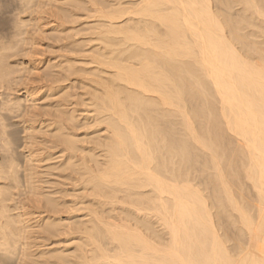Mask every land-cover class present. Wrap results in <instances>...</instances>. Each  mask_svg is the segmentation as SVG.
<instances>
[{"label":"bare ground","instance_id":"6f19581e","mask_svg":"<svg viewBox=\"0 0 264 264\" xmlns=\"http://www.w3.org/2000/svg\"><path fill=\"white\" fill-rule=\"evenodd\" d=\"M5 1L0 264H264V0Z\"/></svg>","mask_w":264,"mask_h":264},{"label":"rangeland","instance_id":"374dc122","mask_svg":"<svg viewBox=\"0 0 264 264\" xmlns=\"http://www.w3.org/2000/svg\"><path fill=\"white\" fill-rule=\"evenodd\" d=\"M0 2L2 3V0H0ZM4 2V1H3ZM6 3L5 4H9V3H11V1L9 0V1H5ZM0 3V5H2ZM14 3H11V4H9L10 6H9V8H7V9H5V11L6 10H9V9H11V11H8V12H6V14H4L6 17H8L9 18V22L7 23V21H5L4 19H3V23L0 21V29H4V28H10L11 27V23H14V20H16V18H14V17H16L14 14H16L17 12V10L14 8L15 6V4L13 5ZM236 8V7H235ZM234 8V9H235ZM16 10V11H15ZM13 11H15V13H13ZM234 11V10H233ZM232 11V12H233ZM10 15H9V14ZM13 13V14H12ZM2 16L3 18L5 17V16ZM11 16V17H10ZM5 17V18H6ZM47 18H48V16H46ZM1 18V17H0ZM1 20V19H0ZM10 20H12L13 22H11ZM6 23H7V25H6ZM60 23V18L59 17H57V19H53V20H49L48 22H47V25L45 26V28L47 29V34H44L43 36H40V38L39 39H37V43L35 44V46L33 47V49L34 50H31V46L30 45H28V47H26V48H28L27 49V51H30V52H26V49L25 50H22L23 49V47H22V49L21 50H18V52H20V51H23V53L22 52H20L19 53V55L18 56H20V55H22V54H24L25 55V57H17V56H15V57H17V58H15V57H13V59H12V55L11 54H7V56H8V63H9V65H8V68L10 67V69H15V72H17V73H19L18 71H17V69H16V67H18L19 65L18 64H20L21 65V62H20V60H24V64H26L27 63V60L29 59V58H31L32 57V59L31 60H34L35 62H37V66L39 67V73H40V76L42 77H40L41 78V81H40V79H38L39 81H37L36 82V80L34 81V82H32V85L30 86L32 89H34V90H36L37 92L36 93H38L37 95V98H38V103H42L43 105L42 106H46L47 108L49 107V106H53V103L55 104V102L57 101V99H59V100H61L60 98H58L59 97V95H60V92L62 91V90H60V86L64 83V82H61L62 80H60V82L62 83H59V80H56V79H53V80H50L49 81V79H52L53 77H49V76H47L46 77V75H47V70H48V67L46 68V66L48 65V64H59V63H61V62H63L64 60H62V57L64 56V57H66L65 55H68V56H70V55H72V53H70V52H68V53H70V55L69 54H65V50L64 51H62L61 49V46L60 45H62L63 43H64V41L63 40H54V39H52V37L51 36H54V35H52V32L54 31H51L53 28H55V27H58L57 25ZM5 24V26H3ZM10 26H9V25ZM55 26V27H54ZM1 27H4V28H1ZM12 27H14V25H12ZM5 30V29H4ZM55 32V31H54ZM14 40H16L15 38H14ZM63 41V42H62ZM62 42V43H61ZM19 46H20V44H19ZM27 46V45H26ZM60 46V47H59ZM30 47V48H29ZM14 48H16V47H14ZM30 49V50H29ZM15 50H17V49H15ZM9 51H12V49L11 50H9ZM24 51H25V53H24ZM5 52V51H4ZM18 52H15V53H18ZM63 52H64V54H63ZM12 53V52H11ZM31 55V53H32V55H31V57H28L27 58V56L29 55V54ZM2 54H4V53H2ZM27 54V55H26ZM61 54H63L62 56H61ZM15 55H17V54H15ZM29 55V56H30ZM2 57H3V62L7 65V63H6V61H7V57H6V55H2ZM59 57H61V58H59ZM11 59V60H10ZM14 59H16V60H14ZM19 59V60H18ZM25 59H27V60H25ZM65 59V58H64ZM62 60V61H61ZM15 61V62H14ZM59 61V63H57ZM61 61V62H60ZM18 62V63H17ZM14 65V67L13 68H11L12 67V64ZM23 65V64H22ZM48 66H50V65H48ZM53 66V65H52ZM7 67V66H6ZM21 67V66H20ZM20 69V68H19ZM46 69V70H45ZM44 70H45V73H44ZM56 71H58V72H62L60 69V71L59 70H57V68L55 69ZM55 71V72H56ZM13 73V72H10L9 73V75L7 76L6 75V77H5V79H3L1 82H0V104L2 103V102H6V101H8L10 104H12L13 102H15V99L17 100V99H20V97H22V93H23V91H22V87L23 86H9V84H8V82L9 81H11L10 79L11 78H13L14 80H15V75H16V73ZM24 73V72H23ZM60 73H57L56 75H57V77L58 76H60L58 79H61V77H62V74H60ZM18 75V74H17ZM14 80H12L13 82H14ZM55 81L57 82V83H59V84H56L55 83ZM50 82H52V84L50 83ZM76 82V81H75ZM77 83V82H76ZM44 84V85H43ZM47 86H46V85ZM34 85V86H33ZM49 85V86H48ZM50 85H52V86H50ZM58 86V88L57 87H55V86ZM46 87V88H45ZM52 87L54 88L55 87V89H52ZM52 90H51V89ZM73 89V88H72ZM71 88L69 89V90H71V92H73V90H72ZM49 90V91H48ZM57 90H59V91H57ZM52 91V92H51ZM78 91H80V90H78ZM48 92V93H47ZM49 92H51L52 94H49ZM70 92V91H69ZM48 95H50V97H48ZM48 98H47V97ZM61 97H63V95H61ZM8 102H6V103H8ZM10 104H6V105H10ZM47 104H49V105H47ZM11 106V105H10ZM49 108H51V107H49ZM44 118H46V117H44ZM11 121V120H10ZM13 121V120H12ZM9 130L12 132V137H13V139L15 140V141H17V143H16V146H20V140H19V137H20V134H19V128L17 127V126H11V127H9ZM16 131H18V132H16ZM19 143V144H18ZM21 149V148H20ZM19 150V149H18Z\"/></svg>","mask_w":264,"mask_h":264}]
</instances>
